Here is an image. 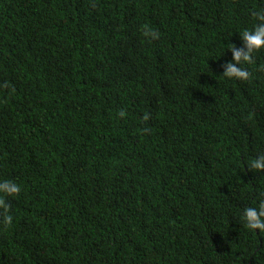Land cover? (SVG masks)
<instances>
[{"label":"trees","instance_id":"obj_1","mask_svg":"<svg viewBox=\"0 0 264 264\" xmlns=\"http://www.w3.org/2000/svg\"><path fill=\"white\" fill-rule=\"evenodd\" d=\"M258 9L0 0V264H264V49L223 75Z\"/></svg>","mask_w":264,"mask_h":264},{"label":"clouds","instance_id":"obj_2","mask_svg":"<svg viewBox=\"0 0 264 264\" xmlns=\"http://www.w3.org/2000/svg\"><path fill=\"white\" fill-rule=\"evenodd\" d=\"M256 23L252 28H245L241 33L244 42V49H236L234 45L228 48L232 51V61L225 66L224 76L229 78H237L241 81L247 80L250 72L243 67H239L241 63H252L254 52L264 49V9H258L253 13ZM146 37L157 38L158 34L150 29L145 28ZM124 115L123 112L120 113ZM250 167L254 169H264V156L252 159L249 162ZM21 187L12 180L0 179V223L11 225L13 216L10 214L9 206L5 203V196H15L19 194ZM243 221L249 230L264 231V200L255 207H248L243 211Z\"/></svg>","mask_w":264,"mask_h":264}]
</instances>
